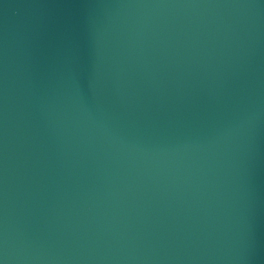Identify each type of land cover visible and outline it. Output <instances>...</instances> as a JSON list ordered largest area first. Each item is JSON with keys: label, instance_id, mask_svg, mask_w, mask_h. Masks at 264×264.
<instances>
[{"label": "water", "instance_id": "obj_1", "mask_svg": "<svg viewBox=\"0 0 264 264\" xmlns=\"http://www.w3.org/2000/svg\"><path fill=\"white\" fill-rule=\"evenodd\" d=\"M3 264H264V0H0Z\"/></svg>", "mask_w": 264, "mask_h": 264}, {"label": "snow or ice", "instance_id": "obj_2", "mask_svg": "<svg viewBox=\"0 0 264 264\" xmlns=\"http://www.w3.org/2000/svg\"><path fill=\"white\" fill-rule=\"evenodd\" d=\"M0 264H3V262H2V261H0Z\"/></svg>", "mask_w": 264, "mask_h": 264}]
</instances>
